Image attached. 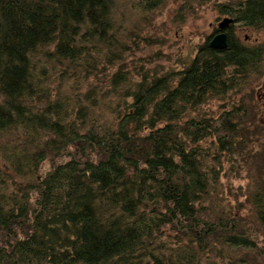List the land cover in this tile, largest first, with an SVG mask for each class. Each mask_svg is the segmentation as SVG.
Wrapping results in <instances>:
<instances>
[{
  "label": "trees",
  "instance_id": "obj_1",
  "mask_svg": "<svg viewBox=\"0 0 264 264\" xmlns=\"http://www.w3.org/2000/svg\"><path fill=\"white\" fill-rule=\"evenodd\" d=\"M127 2L0 0V264H223L211 237L264 264L262 170L245 191L258 228H246L236 204L204 205L223 193L222 161L243 152L254 112L233 99L215 113L202 107L260 75L264 41L235 31L264 28V0L217 4L231 18L225 47L205 39L179 70L138 68L123 87L127 70L111 65L144 39L123 26ZM99 60L122 103L96 112L109 90L74 92L64 79ZM164 227L172 244L159 238Z\"/></svg>",
  "mask_w": 264,
  "mask_h": 264
},
{
  "label": "rangeland",
  "instance_id": "obj_2",
  "mask_svg": "<svg viewBox=\"0 0 264 264\" xmlns=\"http://www.w3.org/2000/svg\"><path fill=\"white\" fill-rule=\"evenodd\" d=\"M229 1L234 0H163L155 8L143 11L137 7L136 0H128L126 5L121 8L126 11L123 14L125 19L123 26L134 30V34L137 36H144V39L134 37L132 39L134 44L129 40L130 43H127L129 49L123 54L122 61L111 65L112 69L117 68L118 64L127 70L128 81L123 84V87H131L138 80V74L135 75V70L138 68L149 71V73L153 72V69L156 70V73H172L186 65L197 45L208 39L207 36L213 32L217 21L225 16L218 12L217 4ZM237 26L239 27L235 33L243 42L264 41V28ZM136 43L137 45H135ZM261 63L260 75L257 77L255 73L249 81V86L235 87L229 92L231 95H226L223 99H210L202 105L205 109H213L209 112L215 113L218 110L214 108L228 107L233 99L240 103L243 102L246 108L249 106L250 110L252 108V112H254V119L251 116L250 124H247L248 129L251 130L244 139L243 152L242 150L240 153L238 152L231 161L228 159L222 161V168L224 171L226 169L227 173L220 180L223 193L204 202L206 205L211 201V207L215 211L227 209L230 203L236 204L238 211L244 214L246 228L251 227L253 222V226L257 227L255 214L250 208L251 203L245 198V191L246 189L250 190L248 186L252 182L250 175L261 172V170L264 174V124L261 121L264 120V58ZM60 67L61 65L58 64V71ZM72 72L73 70L67 72L68 77L64 79V84L73 82L74 92H84L88 84L94 93L109 90L107 96L100 101L99 107H96V112L99 111L102 104L109 103L111 106L115 104L116 98L121 102L120 97L109 89L111 86L106 76V73H109L108 62L97 61L96 69L89 73L80 71L77 75H71ZM50 76L55 79V74ZM67 90L66 85H62L61 95H65ZM103 115L106 116L104 113ZM247 119L249 120V117ZM129 155L134 158L138 157V153L135 152H131ZM47 167L48 162L44 160L40 164V171ZM169 234L170 230L164 227L159 238L172 244L173 239L167 238ZM210 244H212V248L223 250L224 253L220 255V257L223 255V264H248L249 259L253 260V253L248 250L238 249L235 254L233 250L220 245L213 237L210 239ZM237 256L242 260L238 259L231 263ZM244 257H247V260Z\"/></svg>",
  "mask_w": 264,
  "mask_h": 264
},
{
  "label": "water",
  "instance_id": "obj_3",
  "mask_svg": "<svg viewBox=\"0 0 264 264\" xmlns=\"http://www.w3.org/2000/svg\"><path fill=\"white\" fill-rule=\"evenodd\" d=\"M231 21V18L224 17L217 23L218 27H223ZM225 32L218 31L208 38L207 44L212 48H223L226 45ZM142 150V148H140Z\"/></svg>",
  "mask_w": 264,
  "mask_h": 264
},
{
  "label": "flooded vegetation",
  "instance_id": "obj_4",
  "mask_svg": "<svg viewBox=\"0 0 264 264\" xmlns=\"http://www.w3.org/2000/svg\"><path fill=\"white\" fill-rule=\"evenodd\" d=\"M224 17H226V16H224ZM223 17V18H224ZM222 19V18H221ZM221 19L219 20V21H221ZM219 21H217V23L219 22ZM225 26H223V27H218V25L214 28L215 30H213V32L209 35V37H211L214 33H216V32H218V31H222V30H224L223 28H224Z\"/></svg>",
  "mask_w": 264,
  "mask_h": 264
}]
</instances>
